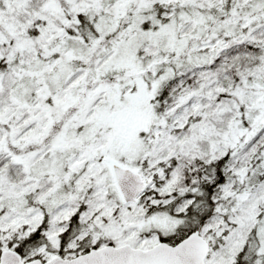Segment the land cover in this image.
Listing matches in <instances>:
<instances>
[{
	"label": "snow or ice",
	"instance_id": "6c2138e0",
	"mask_svg": "<svg viewBox=\"0 0 264 264\" xmlns=\"http://www.w3.org/2000/svg\"><path fill=\"white\" fill-rule=\"evenodd\" d=\"M0 264H264V0H0Z\"/></svg>",
	"mask_w": 264,
	"mask_h": 264
}]
</instances>
